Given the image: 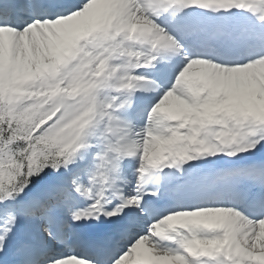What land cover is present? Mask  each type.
Listing matches in <instances>:
<instances>
[{"label": "snow or ice", "instance_id": "1", "mask_svg": "<svg viewBox=\"0 0 264 264\" xmlns=\"http://www.w3.org/2000/svg\"><path fill=\"white\" fill-rule=\"evenodd\" d=\"M0 264H264V0H0Z\"/></svg>", "mask_w": 264, "mask_h": 264}]
</instances>
